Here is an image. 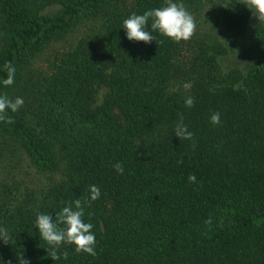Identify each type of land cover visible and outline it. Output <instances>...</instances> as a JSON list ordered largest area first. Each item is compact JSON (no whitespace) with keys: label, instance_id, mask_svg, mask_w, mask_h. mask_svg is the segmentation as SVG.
Masks as SVG:
<instances>
[{"label":"trees","instance_id":"1","mask_svg":"<svg viewBox=\"0 0 264 264\" xmlns=\"http://www.w3.org/2000/svg\"><path fill=\"white\" fill-rule=\"evenodd\" d=\"M209 1L174 0L195 17L189 40L146 44L123 21L165 0H0V95L24 100L0 121V227L14 241L0 240V264H264V23L214 1L208 25ZM179 114L193 140L174 135ZM91 185L97 255L62 244L52 260L36 213L55 220Z\"/></svg>","mask_w":264,"mask_h":264},{"label":"clouds","instance_id":"2","mask_svg":"<svg viewBox=\"0 0 264 264\" xmlns=\"http://www.w3.org/2000/svg\"><path fill=\"white\" fill-rule=\"evenodd\" d=\"M253 15L264 23V0H242ZM228 7V6H227ZM254 10V11H253ZM151 19L150 31L148 29V22ZM123 28L126 31L127 39L130 41L151 43L153 40L157 44L162 43L158 40L154 32H159L163 36L172 39L174 42L189 40L196 31L197 23L195 17L187 10L182 2H174V0H165L164 5L158 8H153L145 11L143 14L132 13L123 21ZM7 71V78L3 80L5 86H11L15 80V66L11 62L5 63ZM189 84H185L184 88L188 89ZM194 97H187L185 99L186 107L194 106ZM24 105L22 97L15 99L9 96L0 95V121L13 123L11 117L6 115V110L10 109L13 113L17 112ZM210 121L213 125L220 124V113L214 112L210 116ZM174 135L179 139L193 140L194 134L188 130L184 123V117L179 114V119L174 128ZM114 169L123 174L124 166L120 162L113 165ZM189 183H196L195 174H189ZM90 196L85 199L77 198L74 201L64 206L59 213H56L55 220L49 213H36L35 226L39 230L40 238L45 240L49 245L51 251L49 253L52 260H59V248L62 244L75 245L77 253L83 252L91 256H96V237L93 229V224L84 221V210L86 206H90L91 201L100 198L101 191L97 185L89 187ZM91 215V213H89ZM209 227L212 226V219L209 217L205 221ZM64 225V227H61ZM0 240L5 244L14 243L10 236L8 229L0 227ZM63 258L67 259L68 253L64 252ZM19 264H31L29 259L23 258V253L17 256ZM10 264V262H9Z\"/></svg>","mask_w":264,"mask_h":264},{"label":"rangeland","instance_id":"3","mask_svg":"<svg viewBox=\"0 0 264 264\" xmlns=\"http://www.w3.org/2000/svg\"><path fill=\"white\" fill-rule=\"evenodd\" d=\"M214 1H221V2L225 3L226 6H230L229 4H232L234 7L235 6L238 7L239 5L243 4V3H238V2H242V0H212L211 2L209 1V3L207 4V9L205 10L207 13V17H208V21H207L208 25L213 24V20L216 22V20L214 19L215 18L214 15H215L217 6L213 4ZM257 20L258 19L255 17L253 23H255ZM238 41L240 43L242 42L241 40H238ZM100 90H101L100 95H102L104 90L103 89H100Z\"/></svg>","mask_w":264,"mask_h":264}]
</instances>
